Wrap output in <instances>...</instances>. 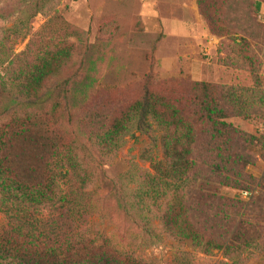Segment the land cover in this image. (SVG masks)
I'll return each mask as SVG.
<instances>
[{"label":"rangeland","instance_id":"374dc122","mask_svg":"<svg viewBox=\"0 0 264 264\" xmlns=\"http://www.w3.org/2000/svg\"><path fill=\"white\" fill-rule=\"evenodd\" d=\"M255 1H207L209 5L214 4L209 12L216 10L219 24L228 33L222 36L212 33L199 15L203 38L197 53L200 61L194 59L189 42L174 36L166 37L159 22L148 20L144 23L142 15L150 14L148 11L152 9L148 0H47L44 12L31 18L29 37L35 39L29 58L34 57L39 63L47 43L50 57L57 53L61 55L52 66L55 67L59 60L62 62L45 79L41 90L66 81L67 101L73 107L99 109L100 113L108 107L113 113L119 112L125 104L140 98L146 87L158 91L190 117L188 99L192 96L188 85L192 80H199L226 89L237 88L245 98L249 113L247 117L235 116L234 111L229 110L232 115L224 121L253 137L249 144L253 163L244 169V173L252 178L248 183L253 190L252 197H245L241 190L198 177L192 186L193 192L185 197L186 200L181 199V204L175 208V212L181 213L191 203L198 212L191 218L181 213V219L188 218L191 225L201 231L203 224L209 222L208 233L211 235L218 223L215 213L221 208L220 198L239 200L242 214L234 227L229 223L233 234H228L226 249L206 252L193 245L190 239L178 240L169 236L160 223V215L172 193L164 185L163 188L161 184L146 185V227L151 233L146 235V240L138 234L135 225L117 217L111 199H101L109 190L111 179L123 177L133 182L141 181L146 175L147 183L152 176L171 177L185 162L167 134L155 124L149 135L130 130L121 139L122 146L116 157L106 165L85 166L84 172L91 179L88 189L92 192L85 196L76 217L77 236L114 248L139 264H264V132L259 124L264 119V0H257L260 2L257 11L253 6ZM16 2L3 0L0 14H14ZM16 15L7 21L0 18V27L8 28ZM29 37L14 42L12 50L15 54L25 51ZM211 38L217 40L212 46L207 44ZM178 53L181 55L174 61L176 64L160 65L159 59L163 55ZM195 70L200 71L199 75L194 74ZM87 84L92 88L85 87ZM54 95L58 93L54 92ZM102 208L103 215L100 213ZM204 208L207 217L201 213ZM51 210L46 207L39 216L45 218ZM5 224L6 216L0 212V233ZM0 264L11 262L2 259Z\"/></svg>","mask_w":264,"mask_h":264},{"label":"trees","instance_id":"16d2710c","mask_svg":"<svg viewBox=\"0 0 264 264\" xmlns=\"http://www.w3.org/2000/svg\"><path fill=\"white\" fill-rule=\"evenodd\" d=\"M207 1L196 0L202 20L212 33H228L219 24L216 10L209 12L214 4ZM46 5L47 0H17V15L11 25L0 27V212L6 216L0 233V260L7 259L11 264H139L114 248L77 236L76 217L85 196L92 192L85 166L106 165L116 157L121 139L130 130L149 135L153 124L167 134L185 162L171 177L152 176L147 183L146 175L133 182L123 177L111 179L101 199H111L117 217L135 225L146 240L151 234L146 227V185H164L172 193L160 223L169 236L190 239L206 252L226 249L232 230L229 223L234 227L242 214L239 200L220 198L221 208L215 213L218 223L211 235L209 222L201 231L188 218L181 219V213L191 218L198 212L191 203L181 213L175 208L193 192L198 177L250 192L252 197L253 190L248 186L252 178L244 169L253 163L249 147L253 137L224 121L232 115L229 110L235 116H249L243 94L232 86L226 89L192 80L188 85L192 96L188 99L190 117L158 91L146 87L140 98L125 104L119 112L113 113L108 107L104 113L73 107L67 101L66 81L41 90L45 79L62 64L59 60L52 66L61 55L50 57L46 43L39 63L29 58L35 39L29 37L30 20L44 12ZM253 6L257 11L260 2L256 0ZM14 14H0V18L7 21ZM27 37L25 51L15 54L14 42ZM62 55L66 58L64 52ZM46 207L52 209L51 213L40 217ZM204 209L201 213L207 217ZM100 213H105L103 208Z\"/></svg>","mask_w":264,"mask_h":264},{"label":"crops","instance_id":"0c3cea01","mask_svg":"<svg viewBox=\"0 0 264 264\" xmlns=\"http://www.w3.org/2000/svg\"><path fill=\"white\" fill-rule=\"evenodd\" d=\"M151 4L150 14L142 15V20L146 24V21L153 20L156 23H161L164 29V35L174 36L186 42L189 45L190 52L193 53L194 59L200 61L198 52H200V46H202V36L200 33L201 28L199 24L201 19L198 13L196 2L189 1L188 4L180 3L179 1L172 0H148ZM162 18V19H161ZM163 20V22H162ZM211 47V46H210ZM188 49V50H189ZM158 53L161 54L160 49ZM186 52H183V56L186 57ZM157 54V51H156ZM181 55L180 53L175 56L163 55L160 60V65L166 67L170 64H176L174 61H178ZM200 71L195 70L194 74L199 75Z\"/></svg>","mask_w":264,"mask_h":264},{"label":"built area","instance_id":"2783aa9c","mask_svg":"<svg viewBox=\"0 0 264 264\" xmlns=\"http://www.w3.org/2000/svg\"><path fill=\"white\" fill-rule=\"evenodd\" d=\"M213 43H217V40H215L214 38H211L210 40H208V42H207V44L208 45H211L212 46V44ZM260 129H261V131L262 132H264V119L263 120H260ZM251 193L250 192H243V195L245 196V197H249V195H250Z\"/></svg>","mask_w":264,"mask_h":264}]
</instances>
